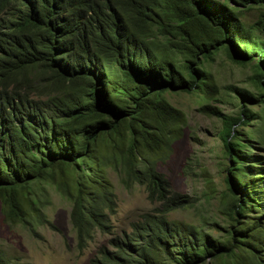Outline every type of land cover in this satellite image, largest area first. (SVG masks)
Instances as JSON below:
<instances>
[{"label": "trees", "instance_id": "trees-1", "mask_svg": "<svg viewBox=\"0 0 264 264\" xmlns=\"http://www.w3.org/2000/svg\"><path fill=\"white\" fill-rule=\"evenodd\" d=\"M223 40L234 62L256 59L248 86L219 93L206 64ZM165 90L218 94L236 107L202 106L219 120L227 158L221 237L166 216L191 200L144 157L168 145L182 120ZM109 146L160 209L110 237L88 264H264V0H0L2 213L25 220L22 191L63 184L59 171L74 181L77 243L93 229L112 234L113 195L99 167ZM0 264L16 263L0 250Z\"/></svg>", "mask_w": 264, "mask_h": 264}, {"label": "rangeland", "instance_id": "rangeland-1", "mask_svg": "<svg viewBox=\"0 0 264 264\" xmlns=\"http://www.w3.org/2000/svg\"><path fill=\"white\" fill-rule=\"evenodd\" d=\"M245 15L253 21L257 12L251 9ZM155 33L159 42L173 40L169 34ZM225 45L226 40L216 45L206 64L219 93L223 92L224 85L248 86L251 64L256 59L253 56L250 63H236ZM162 95L181 111L182 120L178 122L179 129L168 145L146 152L144 157L153 162L157 172L163 174L171 191L186 194L191 200V205L170 210L166 216L195 224L212 238L221 237L228 219L225 209L231 201L229 196L223 195L226 193L224 177L227 158L215 134L220 126L219 120L202 106H215L226 113L234 112L236 107L221 100L218 94L206 98L197 93L165 90ZM258 151L264 155L263 147L260 146ZM103 154L106 157L99 162V167L110 183L113 195L108 211L112 234L93 229L91 239L77 243L72 225L74 181L69 174L62 176L56 171L55 175L64 181L63 184L57 186L49 180H41L22 191L20 200L25 220L5 217L0 204V250L10 262L88 264L91 257L98 255L101 247H110V237L118 236L122 230L128 231L131 221L140 220L146 212L159 213V202L149 200L143 186L128 175L124 152L110 147ZM70 174L73 176L74 172Z\"/></svg>", "mask_w": 264, "mask_h": 264}]
</instances>
